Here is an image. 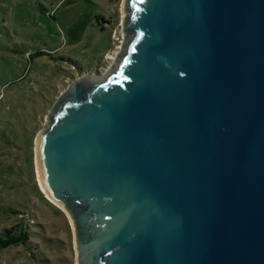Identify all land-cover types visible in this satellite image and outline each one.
I'll use <instances>...</instances> for the list:
<instances>
[{
	"label": "water",
	"instance_id": "water-1",
	"mask_svg": "<svg viewBox=\"0 0 264 264\" xmlns=\"http://www.w3.org/2000/svg\"><path fill=\"white\" fill-rule=\"evenodd\" d=\"M121 11L113 66L72 80L36 141L76 264H264V0Z\"/></svg>",
	"mask_w": 264,
	"mask_h": 264
},
{
	"label": "rangeland",
	"instance_id": "rangeland-1",
	"mask_svg": "<svg viewBox=\"0 0 264 264\" xmlns=\"http://www.w3.org/2000/svg\"><path fill=\"white\" fill-rule=\"evenodd\" d=\"M122 1L0 0V232L19 217L34 232L29 250L0 249V264H76L70 221L39 185L36 141L72 80L113 66Z\"/></svg>",
	"mask_w": 264,
	"mask_h": 264
},
{
	"label": "trees",
	"instance_id": "trees-1",
	"mask_svg": "<svg viewBox=\"0 0 264 264\" xmlns=\"http://www.w3.org/2000/svg\"><path fill=\"white\" fill-rule=\"evenodd\" d=\"M43 51H35L34 53H30L34 55H41ZM73 76V75H72ZM36 127V124H35ZM58 211H61L59 208H56ZM10 213L15 214L17 211L12 210ZM21 217L17 218V220L10 226L4 227L0 232V249H4L10 246H19L23 245L27 247V250L32 248L34 245L32 242L33 234L30 229H27L23 223L21 222ZM19 219V220H18Z\"/></svg>",
	"mask_w": 264,
	"mask_h": 264
},
{
	"label": "bare ground",
	"instance_id": "bare-ground-1",
	"mask_svg": "<svg viewBox=\"0 0 264 264\" xmlns=\"http://www.w3.org/2000/svg\"><path fill=\"white\" fill-rule=\"evenodd\" d=\"M37 150V149H36ZM37 173H38V181H39V185L43 191V193L45 194V196L48 198L49 201H51L53 204L59 206L49 195L48 193L46 192L45 188L43 187V184H42V181H41V178H40V173H39V170H38V167H37Z\"/></svg>",
	"mask_w": 264,
	"mask_h": 264
}]
</instances>
